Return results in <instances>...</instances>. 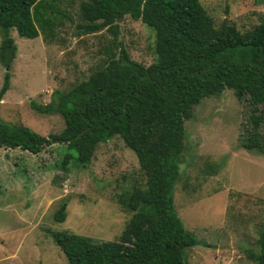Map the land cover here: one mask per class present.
I'll list each match as a JSON object with an SVG mask.
<instances>
[{
  "label": "rangeland",
  "instance_id": "obj_1",
  "mask_svg": "<svg viewBox=\"0 0 264 264\" xmlns=\"http://www.w3.org/2000/svg\"><path fill=\"white\" fill-rule=\"evenodd\" d=\"M45 1L52 5L47 13L54 16L46 37L28 40L10 32L16 53L0 120L48 137L61 132L62 119L36 114L29 102L46 104L52 91L67 92L117 50L110 47L113 36L106 29L80 32L83 0ZM199 4L215 29L233 25L243 33L264 15V4L252 0ZM116 30L131 61L142 67L154 62L150 29L124 16ZM4 71L0 64V86ZM250 114L247 101L225 89L203 98L183 121L173 207L184 229L202 245L184 251V264H254L246 252L255 250L264 226V152L245 151L237 141L251 129ZM255 132L264 149V119ZM64 153L65 145L58 143L43 146L36 155L0 148V264H66L49 232H69L95 243L113 241L123 231L132 213L118 201L144 185L133 153L112 136L95 146L85 167L69 161L65 172L56 166ZM62 202L65 219L56 223L52 216Z\"/></svg>",
  "mask_w": 264,
  "mask_h": 264
},
{
  "label": "trees",
  "instance_id": "obj_2",
  "mask_svg": "<svg viewBox=\"0 0 264 264\" xmlns=\"http://www.w3.org/2000/svg\"><path fill=\"white\" fill-rule=\"evenodd\" d=\"M48 10L52 5L45 0H0V64L5 69L0 101L16 53L10 32L28 40L46 37L54 27ZM80 16V32L106 29L117 53L67 92L52 91L46 104L29 102L36 114L60 116V133L43 137L0 120V148L36 155L49 143L65 145L56 165L65 172L69 161L85 167L97 144L118 136L144 178L142 188L118 201L132 213L123 231L113 241L95 243L69 232H49L52 242L66 264H184V251L202 245L184 229L173 207L183 121L203 98L232 90L251 110V129L237 137L240 148L264 152L255 132L264 119V15L243 33L226 24L215 29L199 0H83ZM124 16L152 31L155 59L147 67L131 61L116 40V22ZM65 208L62 202L54 222L64 221ZM246 258L264 264V226Z\"/></svg>",
  "mask_w": 264,
  "mask_h": 264
}]
</instances>
